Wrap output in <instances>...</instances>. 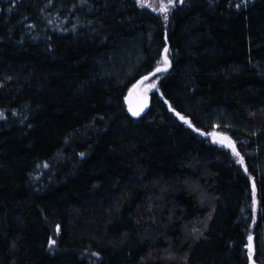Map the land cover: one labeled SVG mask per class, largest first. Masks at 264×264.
Here are the masks:
<instances>
[{
	"label": "trees",
	"instance_id": "trees-1",
	"mask_svg": "<svg viewBox=\"0 0 264 264\" xmlns=\"http://www.w3.org/2000/svg\"><path fill=\"white\" fill-rule=\"evenodd\" d=\"M0 111V264H264V0H0Z\"/></svg>",
	"mask_w": 264,
	"mask_h": 264
},
{
	"label": "snow or ice",
	"instance_id": "snow-or-ice-1",
	"mask_svg": "<svg viewBox=\"0 0 264 264\" xmlns=\"http://www.w3.org/2000/svg\"><path fill=\"white\" fill-rule=\"evenodd\" d=\"M183 2H184V0H179L180 4H183ZM137 3L142 8L148 6L145 4L144 0H137ZM175 6H176V0H167V3L161 4L159 14L163 16L165 21H167V19H168V14H169L170 9L175 7ZM152 10L156 11L155 8H152ZM168 51L169 50L167 47H165L162 50L163 67H157L151 75L154 76L158 72L167 71L168 66H170V60L168 59ZM149 80H150V76L145 75L141 80L138 81L137 84H135L133 86V89L129 93L128 111L133 116L138 117L144 111V109L147 108V106H148V99H149L148 93L156 88L155 83H146ZM2 115L3 114L0 113V116H2ZM176 115L179 117V119H181L182 121H184V123L188 124L189 127H191L190 122L185 120V118L183 116H180L179 113H176ZM201 135H204V133H201ZM209 135H212L214 138L216 137L215 133H209ZM216 142L222 143L224 146L231 148L233 153L238 158L239 162L241 164H243V162H244L243 157L240 155V153L238 151H236L235 144L231 140V138H229L227 136H220ZM245 171H247L246 168H245ZM255 191H256V186H255V183H253V194H255ZM197 231H199V230L195 229V228L193 229L194 233ZM201 235H202V233H201ZM252 239L253 238L251 236L248 237V241H249L248 256H249L250 260L252 258L253 252H254V249L252 247ZM53 243H55V242L53 241Z\"/></svg>",
	"mask_w": 264,
	"mask_h": 264
},
{
	"label": "rangeland",
	"instance_id": "rangeland-1",
	"mask_svg": "<svg viewBox=\"0 0 264 264\" xmlns=\"http://www.w3.org/2000/svg\"><path fill=\"white\" fill-rule=\"evenodd\" d=\"M162 3H167V0H148V1H145V4L146 5H148L147 7L150 9V10H152V8H155L156 9V11H154V12H157V13H159L160 12V8H161V4ZM177 4H180L179 3V0H176V5ZM171 10V9H170ZM153 11V10H152ZM157 67H163V60H162V57H161V59L159 60V63H158V65H157ZM156 67V68H157ZM169 67V66H168ZM155 68V69H156ZM155 69L153 70V72L155 71ZM168 69V68H167ZM152 72V73H153ZM166 71H162V72H158V73H156L154 76L153 75H151V74H149V76H150V80L149 81H147L146 83H155V85H156V88L155 89H153L151 92H149L148 93V98L150 99V95H151V93H153L156 89H157V85H158V82H159V79H160V77H161V75L162 74H164ZM142 79V78H141ZM140 79V80H141ZM138 83V82H137ZM136 83V84H137ZM135 85V84H134ZM133 85V86H134ZM133 86L131 87V89L129 90V92H128V96H129V93L131 92V90L133 89ZM127 96V97H128ZM0 113H2L1 111H0ZM3 114V113H2ZM3 116V115H2ZM2 116H0V120L2 119ZM184 122V121H183ZM222 136V135H221ZM212 137V141L215 143V144H217V145H219V146H221V147H224V148H229V147H226V146H224L222 143H219V142H216L218 139H219V137H220V135L219 134H217L216 133V137L214 138L213 136H211ZM229 149H231V148H229ZM248 245H249V243H248ZM248 245H247V251H248ZM248 258H249V256H248ZM249 264H254V262H253V255H252V258H251V260L249 259Z\"/></svg>",
	"mask_w": 264,
	"mask_h": 264
},
{
	"label": "water",
	"instance_id": "water-1",
	"mask_svg": "<svg viewBox=\"0 0 264 264\" xmlns=\"http://www.w3.org/2000/svg\"><path fill=\"white\" fill-rule=\"evenodd\" d=\"M128 100H129V96L127 97V103H128ZM128 107H129V104H128ZM148 108H149V100H148V106H147V108H145L144 111L138 117L142 116L148 110ZM130 115L132 117H136V116H133L131 113H130Z\"/></svg>",
	"mask_w": 264,
	"mask_h": 264
}]
</instances>
